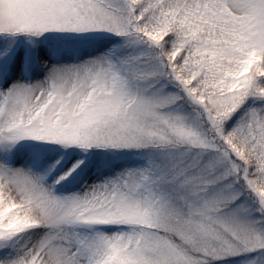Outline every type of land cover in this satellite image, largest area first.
Masks as SVG:
<instances>
[{
  "label": "snow or ice",
  "instance_id": "obj_1",
  "mask_svg": "<svg viewBox=\"0 0 264 264\" xmlns=\"http://www.w3.org/2000/svg\"><path fill=\"white\" fill-rule=\"evenodd\" d=\"M0 264H264V0H0Z\"/></svg>",
  "mask_w": 264,
  "mask_h": 264
}]
</instances>
